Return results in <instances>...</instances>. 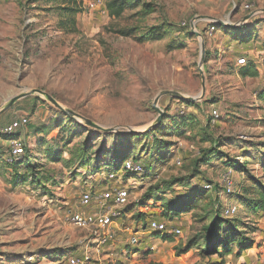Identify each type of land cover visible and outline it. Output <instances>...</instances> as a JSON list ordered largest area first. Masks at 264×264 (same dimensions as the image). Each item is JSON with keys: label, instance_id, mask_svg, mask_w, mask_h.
I'll use <instances>...</instances> for the list:
<instances>
[{"label": "rangeland", "instance_id": "374dc122", "mask_svg": "<svg viewBox=\"0 0 264 264\" xmlns=\"http://www.w3.org/2000/svg\"><path fill=\"white\" fill-rule=\"evenodd\" d=\"M94 1L0 0V264H262L264 0ZM119 184L99 246L70 213Z\"/></svg>", "mask_w": 264, "mask_h": 264}, {"label": "built area", "instance_id": "2783aa9c", "mask_svg": "<svg viewBox=\"0 0 264 264\" xmlns=\"http://www.w3.org/2000/svg\"><path fill=\"white\" fill-rule=\"evenodd\" d=\"M103 6V0H95L90 7L96 8ZM215 27H212V31ZM212 33V32H211ZM240 65L246 64V60L242 59L239 61ZM213 120L216 121L219 118L218 113H214L212 116ZM27 123V121H25ZM12 128H7L5 135L12 134ZM12 150L14 155H18L22 152L21 146L17 141H12ZM124 172L129 175L138 176L144 172L143 166L138 163L135 159H128L124 164ZM113 179L114 176H111ZM227 194L231 193L232 183L227 177L224 180ZM120 185V184H119ZM211 188V186H209ZM130 198V192L127 187L117 186L103 190L100 193L87 192L82 198V207L89 208L94 207V213H80L71 212L70 220L77 226L90 230L91 242H95L99 246H104L114 241L116 238V229L122 231V228L117 224V221L122 217L118 211L119 208L124 207ZM142 206V205H140ZM144 212L143 210L141 211ZM145 214L148 215V212ZM143 231L150 235H159L162 239L178 237L182 235V230L175 225H170V222L164 219H150L147 221ZM133 237L141 236V232L138 230L131 231ZM88 258L81 259L80 257L70 256L67 259V264H87Z\"/></svg>", "mask_w": 264, "mask_h": 264}, {"label": "trees", "instance_id": "16d2710c", "mask_svg": "<svg viewBox=\"0 0 264 264\" xmlns=\"http://www.w3.org/2000/svg\"><path fill=\"white\" fill-rule=\"evenodd\" d=\"M12 164H15V162L14 163L12 162ZM141 204H143V203H141ZM145 217H146L145 213H140L139 214V218L141 220H143ZM212 232H213V230L210 231V233H212ZM241 248H242V246H241ZM251 248H252L251 246L247 247V249H251ZM214 252L218 253V248L216 247L215 241H214V239H213V237L211 235L207 239L206 249L204 250V253H214ZM229 254H231V251H227L226 255H229ZM221 264H225V262L222 261Z\"/></svg>", "mask_w": 264, "mask_h": 264}, {"label": "water", "instance_id": "95a60500", "mask_svg": "<svg viewBox=\"0 0 264 264\" xmlns=\"http://www.w3.org/2000/svg\"><path fill=\"white\" fill-rule=\"evenodd\" d=\"M198 20V19H197ZM197 20H194L192 23H191V31H192V34H195L197 37H200L201 38V34L196 30V28H195V25H196V21ZM209 20H214V19H212V18H209ZM218 25L219 26H226V24L225 23H223V22H218ZM17 100L18 99H16V101H14V102H17ZM13 102V103H14ZM90 126H92V127H94V128H97V129H100V127H98V126H96V125H94V124H91L90 123Z\"/></svg>", "mask_w": 264, "mask_h": 264}, {"label": "crops", "instance_id": "0c3cea01", "mask_svg": "<svg viewBox=\"0 0 264 264\" xmlns=\"http://www.w3.org/2000/svg\"><path fill=\"white\" fill-rule=\"evenodd\" d=\"M263 247L255 248L254 250H257L259 253H261V258L259 259L262 264H264V242L262 243Z\"/></svg>", "mask_w": 264, "mask_h": 264}]
</instances>
